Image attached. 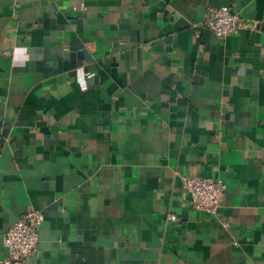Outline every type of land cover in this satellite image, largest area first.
<instances>
[{"label": "crops", "instance_id": "obj_1", "mask_svg": "<svg viewBox=\"0 0 264 264\" xmlns=\"http://www.w3.org/2000/svg\"><path fill=\"white\" fill-rule=\"evenodd\" d=\"M31 207L23 264H264V0H0V258Z\"/></svg>", "mask_w": 264, "mask_h": 264}, {"label": "built area", "instance_id": "obj_2", "mask_svg": "<svg viewBox=\"0 0 264 264\" xmlns=\"http://www.w3.org/2000/svg\"><path fill=\"white\" fill-rule=\"evenodd\" d=\"M201 25L218 38H225L242 27L240 17L227 6L210 7ZM182 187L196 210L215 214L222 206L226 185L220 179L197 175L181 176ZM44 217L40 210L29 208L3 233L4 253L0 264H23L29 256L38 255L39 233Z\"/></svg>", "mask_w": 264, "mask_h": 264}]
</instances>
